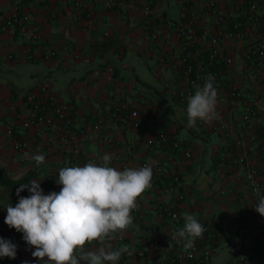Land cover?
I'll use <instances>...</instances> for the list:
<instances>
[{"label": "crops", "instance_id": "crops-1", "mask_svg": "<svg viewBox=\"0 0 264 264\" xmlns=\"http://www.w3.org/2000/svg\"><path fill=\"white\" fill-rule=\"evenodd\" d=\"M147 1H152L157 12L167 18L177 19L180 15L179 0H174V15L170 14V0H124L114 9H105L97 1L88 17H78L71 0H0V16L11 14L15 5L27 16L21 26L0 32V165L12 177L30 173V181L42 179L40 187L48 194L60 191L61 186L55 182L59 170L82 166L85 156L111 155L115 159L111 166L119 170L125 168L122 161H127L126 167L133 168L142 167L143 161L162 162L165 174L152 181L151 187L137 200L142 215L133 210V222L123 232L122 241H111L114 249L123 245L133 253L122 254L117 264H156L155 255L149 251L154 235L150 229L153 216L147 209L169 198L164 181L171 166L165 163V152L148 147L146 139L165 131L192 150L191 157L181 164L186 191L184 213L193 215L197 221L224 222L230 227L214 245L212 253L227 246L230 252L224 263L227 264L237 253L249 251L251 243L264 246V216L254 207L247 211L238 196L239 175L243 168L229 170L221 160V154L235 140L246 139L252 129L264 130V59L245 65L244 41L225 38L223 48L233 61L219 65L221 83L216 87V110L224 114L227 128L218 129L216 119L210 123L198 120L194 127H186L187 102L175 96L181 74L179 54L183 49L173 26L167 23L159 25L156 41L144 38L141 8ZM261 35L264 38V30ZM25 45L36 46L38 54L23 53ZM50 50L55 53L45 57ZM172 50L178 53L173 55ZM86 56L91 57L90 63L84 61ZM96 68L98 74L94 73ZM109 71L112 79L106 77ZM44 82L50 84L59 100L69 105L73 127L86 130L82 156L71 163L66 162L67 150L52 134L51 128L38 131L35 126L25 128L21 124L20 115L25 116L30 106L26 93ZM231 84L260 109L258 116L249 122L241 119L242 105L229 94ZM115 93L122 94L139 108H146L139 127L123 126L111 116ZM99 118V127L93 129L92 124ZM8 127H12L13 134L7 133ZM21 135L29 138V146L16 149L13 140ZM262 151L261 147L248 151L245 161L261 163ZM24 153L29 156L43 154L45 161L37 166ZM260 177L264 180V164ZM30 194L28 191V196ZM259 199L251 197L247 202L254 206ZM10 203V196L0 186V237L15 243L17 251L24 246L22 262L28 260L35 264L36 258L31 255L34 249H28L23 234L4 223L5 207ZM183 224L182 220L175 226L179 228ZM86 247L93 250L98 245L93 243ZM140 249L147 252L145 256L137 254ZM258 253L263 261L259 264H264V247ZM211 258L210 264H213ZM8 259L0 258V264Z\"/></svg>", "mask_w": 264, "mask_h": 264}, {"label": "built area", "instance_id": "built-area-1", "mask_svg": "<svg viewBox=\"0 0 264 264\" xmlns=\"http://www.w3.org/2000/svg\"><path fill=\"white\" fill-rule=\"evenodd\" d=\"M97 1H100L98 3L105 9H114L124 3V0H71L77 10L78 17L90 16ZM151 2L147 1L141 8L142 22L145 26L144 38L148 41H156L159 35V25L167 23L173 26L174 33L180 41V47L183 49V53L179 54L181 74L175 92L176 98L181 102H187V98L194 95L196 87L202 86L209 74L214 77V87L220 85L221 69L219 65L229 64L233 61V57L223 48L225 38L244 41L242 55L245 65L250 62L260 63L264 59V38L261 35L264 30V0H200V2L199 0H179L180 15L177 19L167 18L158 13ZM26 18V14L21 13L18 5H15L11 14L0 16V32L11 27L21 26ZM22 52L35 56L38 54V48L25 45ZM171 52L173 55L178 53L176 50ZM54 53V50H50L44 56L49 57ZM91 60V57H84L86 62L90 63ZM94 73L98 74L99 69L96 68ZM106 77L112 79L111 71ZM229 94L241 103V119L244 122H249L258 116L260 109L256 103L243 96L236 85H230ZM25 98L30 106L25 116L21 117L22 115H20L22 126L25 128L35 126L38 131L51 128L52 134L64 150H67L66 162L71 163L80 159L86 130L83 127L77 129L73 127L69 105L57 98L48 82L29 90ZM216 111L219 119H216L215 126L218 129H226L227 120L224 114L219 110ZM144 112H146V108H139L122 94L115 93L113 95L110 114L117 123L137 128ZM16 114L18 115L17 112ZM100 123L101 119L99 118L92 124V128L97 129ZM6 131L9 134L14 133L12 127H8ZM146 144L152 149L163 150L165 163L171 166V171L166 174L167 178L164 181L169 198L156 202L147 209L148 213L153 216L150 229L154 239L150 242V253L155 255L156 264H210V258L215 249L214 245L219 243L230 231V227L226 223L214 224L209 220L200 219L198 222L206 231L202 238L195 240L192 249H185L175 240L170 241L169 237L178 228L175 225L183 220L186 191L181 164L185 159L191 157V148L185 146L179 139L169 136L165 131H159L147 137ZM13 146L16 149H25L29 146V138L25 135L17 136L13 140ZM258 147L263 150L261 163H247L245 161L247 152L255 151ZM102 157L85 156L82 166L89 162L100 163ZM221 160L229 170L243 168L242 174L239 175L240 192L238 196L243 202L242 207H245L247 211L252 210L253 205L247 200L256 196L264 197V180L260 177L261 165L264 164V130L252 129L246 139L235 140L221 154ZM114 161L115 159L111 160L110 166ZM141 165L152 167V181L160 178L166 171L164 164L158 160L152 163L143 161ZM122 166L126 167L127 161H122ZM134 211L142 215L139 207ZM114 239L121 242L123 236L116 234ZM169 242L170 247H168ZM263 247L261 243H251L249 251L237 253L227 261V264L262 263L258 252ZM24 252L25 247L21 246L17 251L16 258L5 260L4 263L22 264ZM146 253L143 249L137 251L141 257Z\"/></svg>", "mask_w": 264, "mask_h": 264}, {"label": "clouds", "instance_id": "clouds-1", "mask_svg": "<svg viewBox=\"0 0 264 264\" xmlns=\"http://www.w3.org/2000/svg\"><path fill=\"white\" fill-rule=\"evenodd\" d=\"M213 80L209 74L187 98L186 127H194L198 120L210 123L219 119ZM24 156L37 166L45 161L43 154ZM111 160L112 156L105 154L100 163L61 168L55 181L61 186L59 192L44 194L42 179L21 183L16 189L18 202L5 207L4 223L23 234L28 249H34L31 255L36 258L35 264H117L122 254H133L127 246L114 249L111 241L132 224L138 198L151 187L153 169L142 166L119 170L110 166ZM25 189L29 196L20 195ZM253 207L264 216V197ZM183 221V226L169 236L170 241L192 249L206 229L191 214L184 213ZM93 243L98 247L89 250L86 246ZM16 255L17 245L0 237V258L15 259Z\"/></svg>", "mask_w": 264, "mask_h": 264}, {"label": "trees", "instance_id": "trees-1", "mask_svg": "<svg viewBox=\"0 0 264 264\" xmlns=\"http://www.w3.org/2000/svg\"><path fill=\"white\" fill-rule=\"evenodd\" d=\"M24 179H18V177H12L7 174L4 168L0 165V186H2L11 198V202L15 205L18 202L16 195V189L20 187L21 183L30 182V173L22 175ZM21 177V176H19ZM21 196H28V190L25 189L20 193Z\"/></svg>", "mask_w": 264, "mask_h": 264}, {"label": "rangeland", "instance_id": "rangeland-1", "mask_svg": "<svg viewBox=\"0 0 264 264\" xmlns=\"http://www.w3.org/2000/svg\"><path fill=\"white\" fill-rule=\"evenodd\" d=\"M171 2V12L170 14H175L176 13V7H175V2L174 0H170ZM215 250V249H214ZM230 252L227 246H222L216 250V253L212 255L211 261L213 264H224L225 260L229 258Z\"/></svg>", "mask_w": 264, "mask_h": 264}]
</instances>
